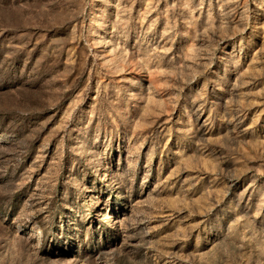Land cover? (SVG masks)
<instances>
[{
  "label": "rangeland",
  "instance_id": "1",
  "mask_svg": "<svg viewBox=\"0 0 264 264\" xmlns=\"http://www.w3.org/2000/svg\"><path fill=\"white\" fill-rule=\"evenodd\" d=\"M0 264H264V0H0Z\"/></svg>",
  "mask_w": 264,
  "mask_h": 264
}]
</instances>
